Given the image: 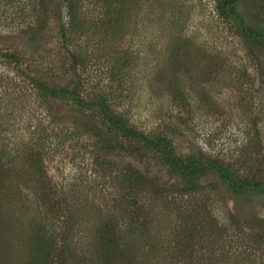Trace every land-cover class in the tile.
Masks as SVG:
<instances>
[{
	"label": "rangeland",
	"instance_id": "rangeland-1",
	"mask_svg": "<svg viewBox=\"0 0 264 264\" xmlns=\"http://www.w3.org/2000/svg\"><path fill=\"white\" fill-rule=\"evenodd\" d=\"M120 1L127 6L122 4L126 14L121 34L115 35L112 26H98L104 18L102 0L96 9L97 0H74V9L67 0H54L47 9L41 0H0V48L19 52L24 68L54 82L61 75L57 71L60 25L75 12L90 16L98 26L97 37L75 46L87 91L120 85L127 95L129 115L143 127L154 126L179 106L188 136L176 138L178 148L189 151L196 143L203 157L218 156L238 166L243 161L248 165L253 159L263 161L264 53L248 51L234 36V29L217 17L213 0ZM237 9L249 23L264 25V0H241ZM27 20L42 36L36 46L22 36ZM91 20L87 18L88 24ZM15 66L13 60L0 59V129L7 133L6 143L28 146L37 134L34 127L48 113L58 116L60 125L78 113L81 117L75 105L65 100H36L21 68L17 72ZM85 142L89 151L91 140ZM78 147L71 144L46 157L44 180H40L47 192L55 193L56 184L68 193L77 222L75 234L60 231L56 239L60 247L46 251V241L31 232L30 226L41 221L35 217L40 178L30 174L25 162H19L7 178L11 189L0 207V264H32L31 260L42 264L46 254L51 257L48 264H57L59 253L66 256V264H97L101 249L92 239L101 225V210L110 206V193L118 188L115 172L109 173L123 163L154 175L164 192L174 196L175 181L153 160L141 162L136 147L128 142L111 143L105 150L106 166L98 171ZM200 187L203 194L194 202L202 207L207 199L217 222L215 230L221 227L226 232L222 238L218 234L209 240L202 221H209L208 214L201 213L204 217L198 219L201 231L194 248L200 264H264V192L233 191L212 173ZM156 210L157 220L164 213L165 224L180 215L171 207ZM52 217L47 228L55 236V214ZM164 240L163 235L159 237V242ZM40 252L36 263L33 257Z\"/></svg>",
	"mask_w": 264,
	"mask_h": 264
},
{
	"label": "trees",
	"instance_id": "trees-1",
	"mask_svg": "<svg viewBox=\"0 0 264 264\" xmlns=\"http://www.w3.org/2000/svg\"><path fill=\"white\" fill-rule=\"evenodd\" d=\"M41 1L46 9L53 7L54 0ZM73 1L67 0L71 8ZM100 1L97 0L93 9L98 8ZM213 2L217 17L234 29V36L240 39L248 51L257 55L264 53V25H255L246 20L237 9L241 0ZM122 4L124 3L120 0H102L104 18L99 20L98 26H112V32L120 35L126 14V5L123 7ZM87 18L91 20L90 16L75 12L70 14L67 23L60 25L58 38L61 63L57 71L61 75L54 82H48L49 79L43 78L38 72H30L24 68L19 52L0 48V59L13 60L17 72L21 68L27 89L36 100H65L82 113L79 117V113L75 111L78 116H73L64 125H60L58 116L54 114L41 116L40 122L34 127V133L37 132L34 140L25 147L6 143L4 136L7 133L4 128L0 129V207L4 200H8L10 193L11 187L7 180L9 174L17 163L25 162L30 174L40 178L38 196L35 199L39 209L35 217L41 221L30 226L31 232L46 241V251L57 250L60 247L56 242L58 233L63 231L67 236L74 235L77 222L68 204V193L58 189L56 184L55 193L47 192L43 181H40L45 176V158L54 156L64 147L73 144L79 146L83 155L88 154L91 164L98 171L97 169L106 166L105 158L108 153L105 150L111 143L128 142L132 148L136 147L135 155L141 162L153 160L159 169H163L175 181L172 187L176 191L174 196L165 193L154 175L134 167L131 163L126 162L111 169L109 176L115 172L118 188L110 193V206L101 210V225L92 239L95 247L101 249V253L96 254L97 264H190L191 260L194 264H200L194 248L198 245V233L201 231V222L198 219L204 217L201 213L204 211L208 214L209 221H202L209 240L218 234L222 238L226 233L225 228L222 230L220 226L221 230H215L217 222L207 205V199H204L202 207L194 202L195 198L203 194L201 182L212 173L233 191L264 192V160L253 159L249 165L243 161L238 166V163L218 156L203 157L196 143L189 151L182 150L176 146L175 141L176 138L188 136L187 121L181 107L174 106L173 110L177 109L176 112L166 115L154 126L143 127L129 115V110L125 107L127 95H124L125 91L120 85L87 91L86 82L80 76V68L82 70L83 66L81 56L75 48L79 41L97 37L95 30L98 26L92 24V20L88 24ZM23 27L22 36L28 40L30 46H36L42 40L40 32L29 20ZM138 56L140 60L142 55L139 53ZM87 140H91L89 151L85 142ZM67 143L71 144L67 146ZM247 166L250 168L243 170ZM105 173L104 171L103 176L107 177ZM100 190L104 191V186ZM157 207H161V210L171 207L180 215L172 223L165 224L164 219H161L164 213L159 220L156 219ZM54 214L55 236L47 228L53 222ZM162 235L165 237L163 243L159 242ZM227 252L228 249L224 254ZM39 254L43 253L33 257L36 263ZM50 258L48 254L42 256V264H48ZM66 262V256L64 258L63 253H59L57 264ZM31 263L33 264L32 260Z\"/></svg>",
	"mask_w": 264,
	"mask_h": 264
}]
</instances>
